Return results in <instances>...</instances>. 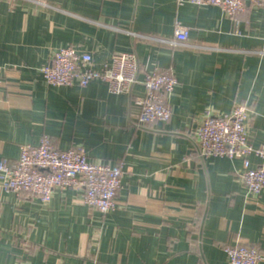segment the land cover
Wrapping results in <instances>:
<instances>
[{
	"label": "crops",
	"instance_id": "0c3cea01",
	"mask_svg": "<svg viewBox=\"0 0 264 264\" xmlns=\"http://www.w3.org/2000/svg\"><path fill=\"white\" fill-rule=\"evenodd\" d=\"M44 1L0 0V159L47 134L124 173L105 213L82 189L43 202L0 182V264H228L223 247L236 241L264 256V192L247 191L242 159L201 156L194 133L206 112L246 103L249 139L264 144V3L247 1L233 19L187 0ZM178 24L186 43L173 42ZM63 46L96 66L134 52L138 80L127 93L101 80L48 84L41 69ZM153 69L177 79L171 116L142 125L134 98Z\"/></svg>",
	"mask_w": 264,
	"mask_h": 264
},
{
	"label": "built area",
	"instance_id": "2783aa9c",
	"mask_svg": "<svg viewBox=\"0 0 264 264\" xmlns=\"http://www.w3.org/2000/svg\"><path fill=\"white\" fill-rule=\"evenodd\" d=\"M36 1L45 3L44 0ZM187 1L197 5H217L233 19L247 1L254 5L264 3V0ZM187 38V27L176 25L173 42L186 43ZM41 71L46 83L51 85L77 83L85 86L92 80H101L110 92L127 93L138 80L139 63L134 52H117L96 66L91 53L63 46L53 53ZM141 82L144 93L134 98L139 107L137 123L167 121L171 110L165 95L174 90L176 77L170 71L153 69L144 74ZM249 115L246 103H236L222 114L206 112L194 133L201 156L242 159V182L248 192L259 194L264 192V144L255 145L250 141ZM251 155L259 159L255 166L250 163ZM123 173V162L90 161L83 147L59 149L47 134H43L37 143L21 144L15 161L5 157L0 159V182L5 188L28 193L43 202L50 200L55 189H82L83 202L103 213L117 207L116 194ZM223 250L228 264H260L264 259L257 246L239 241L224 245Z\"/></svg>",
	"mask_w": 264,
	"mask_h": 264
}]
</instances>
